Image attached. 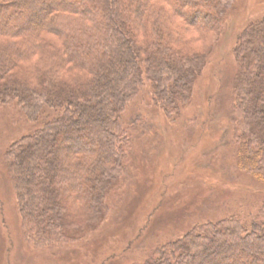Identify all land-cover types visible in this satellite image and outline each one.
Segmentation results:
<instances>
[{
    "label": "trees",
    "instance_id": "trees-1",
    "mask_svg": "<svg viewBox=\"0 0 264 264\" xmlns=\"http://www.w3.org/2000/svg\"><path fill=\"white\" fill-rule=\"evenodd\" d=\"M232 4L0 0V103L18 104L31 122L47 111L42 125L8 151L32 244L65 251L116 218L121 206L113 198L130 176L122 114L150 81L153 102L174 119L203 73L207 58L199 49L220 32ZM235 56L230 117L237 166L264 185V17L242 31ZM219 178L204 191L214 204L230 199L231 183ZM244 206L184 225L181 235L145 249L141 262L129 249L142 236L102 264H264V199L248 202V214Z\"/></svg>",
    "mask_w": 264,
    "mask_h": 264
},
{
    "label": "rangeland",
    "instance_id": "rangeland-1",
    "mask_svg": "<svg viewBox=\"0 0 264 264\" xmlns=\"http://www.w3.org/2000/svg\"><path fill=\"white\" fill-rule=\"evenodd\" d=\"M263 17L264 0H233L220 32L198 48L207 58L203 73L190 103L174 119L153 102V85L146 81L122 114L131 158L130 176L121 183L119 197L113 198L121 210L65 251L36 247L28 239L10 177V147L40 127L47 111L31 122L18 104L0 103V264H102L142 236L143 243L129 249L130 258L141 262L148 256L145 249L181 235L184 225L221 218L238 203L245 204L248 214V202L263 201L264 185L237 166L230 117L239 70L237 40L248 24ZM219 176L231 183L230 199L214 204L204 191L222 181ZM147 220L150 228L143 231ZM106 230L112 234L106 236Z\"/></svg>",
    "mask_w": 264,
    "mask_h": 264
}]
</instances>
